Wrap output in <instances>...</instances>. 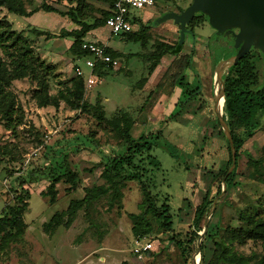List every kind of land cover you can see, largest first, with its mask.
I'll return each mask as SVG.
<instances>
[{
  "label": "rangeland",
  "instance_id": "1",
  "mask_svg": "<svg viewBox=\"0 0 264 264\" xmlns=\"http://www.w3.org/2000/svg\"><path fill=\"white\" fill-rule=\"evenodd\" d=\"M86 1L93 8L105 7L102 0ZM188 2L156 0L154 5L132 10L142 20L151 16L148 25L152 26L148 28V38L143 49L139 42L120 40L117 35L109 37L105 27L93 32L94 36L99 35L101 39L107 36L110 47L131 56L115 58L117 67L108 69L109 72L102 78L97 77L91 87H86L84 83L83 93L84 99H99L107 117L117 107L127 109L130 106L128 108L135 117L131 135L150 133L151 153L160 163V168L150 173V190L167 195L175 233L183 238L190 234L194 209L205 190H208V196L212 199L216 197L206 230L200 235L212 201L201 221L196 246L193 244L188 258L184 259L174 243L168 240L170 233L157 227L149 216L152 231L142 239L151 244L150 248L139 254L133 251L135 237L130 232L131 223L126 213L139 210L141 194L135 181L126 182L122 188L119 208L113 205L107 209L105 197H101L88 209L81 208L74 213L68 226L59 225L51 235L42 230L43 221H47L54 212L65 209L70 199H78L83 195L82 187L102 183L97 177L100 169L95 164L102 155L112 154L119 142L106 131V126L96 123L88 114L68 109L61 101L57 108L38 107L32 98L35 84L25 78L14 80L11 85L23 110V123L12 133L0 122V214L3 206L12 203L18 193L19 180L31 169L50 167L66 158L69 168L79 178L76 185L72 186L73 182L63 176L55 184L53 203H49L48 196L41 193L47 185L46 180L23 184L29 191L27 209L23 213L25 225L15 241H9L5 246L0 244V264H199L198 247L202 241L205 245L203 253L206 264L211 254L213 236L221 235L226 227H242L237 218L239 211L256 212L262 209L264 178L260 172L252 174L241 151H247L254 158L264 159V115L254 134L244 139L234 174L223 185L221 171L226 166L227 151L212 111V94L216 92L217 85L214 78L210 79L208 75L213 65L210 67L205 62L203 68L199 67L201 60L207 57L205 49L208 50L211 62L216 63L235 53L237 48L233 33L237 31L236 28L218 32L208 21L209 14L205 15L206 22L203 25L194 27V34L206 42H197L196 67H199L200 75L193 74L195 81L201 78L199 91L202 95L208 94L206 84H209L211 95H207L206 100L185 101L181 103V112L173 118H167L171 112L176 111L179 103L170 96L158 97V93L173 92L175 87L178 91L177 86L168 85L170 78L166 73L170 62L167 60H160V67L148 76L144 87H136L137 80L146 75V64L137 54L146 52L154 40L173 42L177 38V23L172 18L162 17L169 12L178 13L180 8L185 9ZM41 3L60 11L73 5L66 0H32L27 8L37 10L31 16L20 17L7 13L4 8L0 16H4L15 31H20L28 39L33 37V51L41 58L44 55L43 59L54 64L55 74L48 78V88L49 93H56L66 85L65 79L73 75L78 66L84 70L85 76L88 68L83 61L76 62L73 59L67 49L68 40L57 35L60 29H70L74 24L65 16L42 11L39 8ZM92 15L98 16V13L93 12ZM87 21H91V18H87ZM156 21L159 23H154ZM30 27L52 34L34 37L29 31ZM262 72L264 77V70ZM157 83L158 88H155ZM261 168L264 169V161ZM223 187L224 192L220 194ZM232 248L245 256L252 254L251 264L261 254L258 243L251 240L241 244L233 242Z\"/></svg>",
  "mask_w": 264,
  "mask_h": 264
},
{
  "label": "trees",
  "instance_id": "2",
  "mask_svg": "<svg viewBox=\"0 0 264 264\" xmlns=\"http://www.w3.org/2000/svg\"><path fill=\"white\" fill-rule=\"evenodd\" d=\"M66 1L73 5H69L65 11H60L44 3H41L39 8L45 12H54L65 16L76 25V28L70 30L60 29L57 35L71 39L67 49L76 62H81L87 56L86 51L80 48L84 36L90 30L104 26L105 18L112 13L114 0H102L105 4L104 8H93L86 0ZM31 3L32 0H0V11L4 8L7 13L27 17L37 10L36 8H27ZM93 12H97L98 16H93ZM87 18H91V21H87ZM131 22L134 26L132 31L114 35L119 36L120 40L139 42L143 49L145 40L148 38L149 20L142 22L138 17H132ZM204 22H206L205 15L196 12L188 24L184 26V33L192 35L194 27L201 26ZM29 31L34 37L39 35L47 37L52 34L37 27H30ZM31 38L28 39L20 31H15L11 28L10 22L4 16H0V122L3 123L4 127L13 133L23 123V110L11 89V85L14 80L26 78L35 84L32 90V98L35 99L38 107L51 106L57 108L61 101L68 109L88 114L96 123L102 124L103 127L106 126V131L111 133L119 142L112 154L102 155L100 161L95 164L100 169L97 177L101 179L102 183H92L82 187L83 195L78 199H70L65 209L54 212L47 221L42 223V230L51 235L59 225L68 226L74 213L76 214L81 208L88 209L101 197H105L107 209L112 208L113 205L119 208L122 188L126 182L135 181L141 194V199L138 202L139 210L136 213H126L131 223L130 232L132 236L142 239L149 235L152 231V222L149 218L151 217L157 227L170 233L168 240L173 242L183 258L187 259L199 236L201 221L212 201V197L208 196V190L203 192L199 204L194 209L190 234L185 238L181 237L173 231L172 214L167 195H160L150 190L152 182L150 173L160 168L159 161L151 153L150 133L131 135L135 117L129 108L128 110L117 108L107 117L99 99L93 98V101L84 99L86 77L84 71L79 75L73 74L66 78V85L62 89H58L56 93H49L48 78L54 76L55 67L53 63L46 61L33 51V39ZM178 39L179 36L177 35L173 42H166L161 39L154 40L146 52L137 54L146 64V75L137 80V88L143 86L161 56L164 54L177 55L182 46V43H178ZM95 43L102 45L99 41H95ZM104 52L111 58L131 56V54L124 55L109 47H104ZM189 57L190 53L182 55L177 66L174 67L170 64L167 69L166 76L170 78L168 85H177L180 88L176 111L171 112L167 116L168 119L177 115L181 103L188 98V95L182 92L184 82L180 70L189 65ZM76 66L73 65V67ZM263 68L264 56L255 46H252L232 65L225 68L221 75L224 92L221 117L229 129L235 150L234 168L226 174L231 162V151L223 130L217 122L227 151L226 166L221 171L226 184L234 174L244 139L254 134L259 127L261 116L264 115ZM108 69H110V65L96 62L92 72L97 77H102L109 72ZM158 85L159 83L155 85V88H158ZM241 153L246 159V165L251 168L252 174L260 172L264 178V169L261 168L264 159L254 158L245 150H242ZM63 176H67L73 182L72 186L78 182L79 177L76 172L69 168L66 158L50 167L39 170L31 169L25 177L19 180L18 193L14 196L12 203L3 206L0 214V244L5 246L9 241H15L24 228L23 213L27 209L29 191L23 187V184L26 182L33 183L40 179L46 180L47 185L41 193L48 196L49 203H53L56 195L55 184ZM261 206L262 209L256 212L239 211L237 218L242 223V227H226L221 235H215L211 238L212 250L206 264H251L252 254L245 256L235 252L232 248L233 242L241 244L245 240L257 242L261 250V254L254 259L252 264H264V205ZM204 246V241H202L198 247L199 264H204ZM146 253L149 254L148 251Z\"/></svg>",
  "mask_w": 264,
  "mask_h": 264
},
{
  "label": "water",
  "instance_id": "3",
  "mask_svg": "<svg viewBox=\"0 0 264 264\" xmlns=\"http://www.w3.org/2000/svg\"><path fill=\"white\" fill-rule=\"evenodd\" d=\"M196 12L208 15V21L218 32L231 27L237 31L233 33L234 45L237 51L219 60L214 66V80L217 82L219 89L213 95L212 111L217 122L227 139L230 151L231 162L226 171L230 173L235 164V150L232 145L229 129L221 117V109L217 106L219 99L223 97L222 72L225 68L232 65L237 59L244 55L255 44V47L264 54V0H191L185 9L178 13L169 12L163 15V19L172 18L179 25L178 43L182 41L184 26L193 17ZM258 35V37H257ZM259 39V40H257ZM240 41L242 44L240 45ZM224 185V177L222 178ZM224 192V187L220 194ZM216 197L212 199L211 209L205 216L203 228L200 235L204 234L207 226V220L214 207Z\"/></svg>",
  "mask_w": 264,
  "mask_h": 264
},
{
  "label": "crops",
  "instance_id": "4",
  "mask_svg": "<svg viewBox=\"0 0 264 264\" xmlns=\"http://www.w3.org/2000/svg\"><path fill=\"white\" fill-rule=\"evenodd\" d=\"M191 2V0H189V2H188V4ZM156 3V2H155ZM154 3V4H155ZM154 4H152V5H154ZM187 4V5H188ZM183 10V9H182ZM181 11V10H180ZM52 13H54V12H52ZM33 14V13H32ZM31 14V15H32ZM55 14H57V13H55ZM31 15H29V16H31ZM204 15V14H203ZM29 16H27V17H29ZM21 17V16H20ZM24 17V16H23ZM150 17L151 16H149L147 19H145V20H142V19H140L142 22H145V21H147V20H149L150 21ZM154 23H159L158 21H156V22H154ZM153 23V24H154ZM30 25V24H29ZM151 25V24H150ZM203 25V24H202ZM152 26V25H151ZM103 27H105V26H103ZM177 35L179 36V25H178V23H177ZM73 28H76V25H74L72 28H70V29H73ZM101 27H98V28H95V29H93V30H90L89 32H87L86 33V35L84 36V39L85 40H88V41H99L101 44H103L105 47H109V48H111V49H113L112 47H110L109 45H108V40H109V38L106 36L105 38H103V39H101V38H99L100 36L98 35V36H94L93 34V32H95L97 29H100ZM106 28V27H105ZM70 29H67V30H70ZM108 30V29H107ZM175 31V30H174ZM93 33V34H92ZM108 33H109V31H108ZM88 35H91V37H86V36H88ZM106 35V34H105ZM112 35H114V34H111V33H109L108 34V36L110 37V36H112ZM94 38V39H93ZM64 39L65 40H68V42L70 43V41L71 40H69L70 38H68V37H64ZM163 41H166V42H169L168 40H165V39H162ZM199 40H204L202 37H200V36H198L197 34L195 35L194 34V32H193V34L192 35H190V34H188V33H183V38H182V41L179 43V44H181L182 43V46H181V48H180V50L177 52V55L176 54H164L163 56H161V58L159 59V62H160V60H163V61H165V60H167V62H170V64L171 65H173L174 67L175 66H177L178 65V62H179V59H180V57L182 56V55H184V54H188V53H190V57H189V65L187 66V67H183V68H181V70H180V74L183 76V82H184V86H183V89H182V92H184L186 95H188V98L185 100L186 101V103H188V102H190V101H198V100H200V101H203V100H206L207 98H208V96L207 95H209V97H210V95H211V92H210V90H209V84H206V85H208L207 87H208V90H207V95L205 96V95H202L201 93H200V91H199V87H200V83H199V81L201 82V78H199V79H197V81H195L194 79H195V76L193 75V74H198V76L200 75L199 73H198V71H199V67H202L203 68V64L206 62V64L207 65H209L210 67H211V64L213 65V68H212V70L210 71L211 73L208 75L209 76V78L210 79H212V78H214V74H213V72H214V66H215V62H211V60H210V57H209V53H208V50L207 49H205L206 50V52H207V57L206 58H204L203 60H201V64H200V66L199 67H196V62H197V54H196V52H197V42L199 41ZM204 42H205V40H204ZM206 43V42H205ZM206 47V46H205ZM114 50H116V49H114ZM116 51H119V50H116ZM166 56H168L167 58H165ZM43 58L45 57L44 55L42 56ZM48 62H49V60H48ZM159 62H158V64L155 66V72H156V70L160 67V65H159ZM162 66V65H161ZM80 68V67H79ZM84 70L83 69H81V72H83ZM153 73H154V70L152 71ZM152 72H151V74H152ZM74 74V73H73ZM70 76H72V75H70ZM70 76H68V77H70ZM97 77V76H96ZM103 77V76H102ZM102 77H100V78H102ZM215 81V80H214ZM195 82V84H193ZM146 83H147V80H146V82L144 83L145 85H146ZM143 84V87L145 86ZM174 86H177V85H174ZM89 87H91V86H89ZM178 87V86H177ZM174 91L172 92V90L169 92V93H167V92H161V93H158V97H160V96H163V97H166V96H170V98H172V99H176L177 100V98L178 97H180V88L178 87V91H176V87H175V89H173ZM173 96V97H172ZM169 98V99H170ZM212 100H213V94H212ZM128 107H130V106H128ZM128 107H126L127 109H128ZM118 108V107H117ZM120 108H123V107H120ZM179 112H181V111H179ZM178 112V113H179ZM177 113V114H178ZM135 126L133 125V127H132V129L134 128ZM141 133V132H140ZM138 135V134H137ZM44 222V221H43ZM42 222V223H43ZM42 223H41V225H42Z\"/></svg>",
  "mask_w": 264,
  "mask_h": 264
},
{
  "label": "built area",
  "instance_id": "5",
  "mask_svg": "<svg viewBox=\"0 0 264 264\" xmlns=\"http://www.w3.org/2000/svg\"><path fill=\"white\" fill-rule=\"evenodd\" d=\"M156 0H114L112 13L108 15L104 20V26L108 29L109 33L117 34L120 32L132 31L134 26L131 22L132 17H136L133 13V9L143 8L154 4ZM104 45L96 44L95 41L84 40L80 44V48L85 50L87 56L82 61L83 64L88 68L87 76L85 77V86L89 87L96 83L97 77L92 72L96 62L110 65L115 69L117 67V61L115 58H111L107 53L104 52ZM74 74H81V69L77 67L74 70ZM150 243L144 239H134L135 253L147 250L150 248Z\"/></svg>",
  "mask_w": 264,
  "mask_h": 264
},
{
  "label": "bare ground",
  "instance_id": "6",
  "mask_svg": "<svg viewBox=\"0 0 264 264\" xmlns=\"http://www.w3.org/2000/svg\"><path fill=\"white\" fill-rule=\"evenodd\" d=\"M216 85H217V87H216V91H217L219 89L217 82H216ZM221 103H222V99L220 98L219 101H218L217 106L220 107Z\"/></svg>",
  "mask_w": 264,
  "mask_h": 264
},
{
  "label": "flooded vegetation",
  "instance_id": "7",
  "mask_svg": "<svg viewBox=\"0 0 264 264\" xmlns=\"http://www.w3.org/2000/svg\"><path fill=\"white\" fill-rule=\"evenodd\" d=\"M237 50H235V52H236Z\"/></svg>",
  "mask_w": 264,
  "mask_h": 264
}]
</instances>
